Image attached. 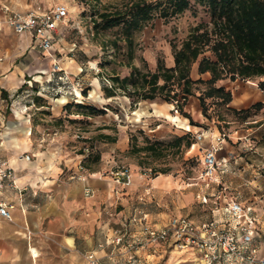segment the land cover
<instances>
[{
	"label": "crops",
	"instance_id": "obj_1",
	"mask_svg": "<svg viewBox=\"0 0 264 264\" xmlns=\"http://www.w3.org/2000/svg\"><path fill=\"white\" fill-rule=\"evenodd\" d=\"M57 3H49L48 0H0V158L6 159L14 169L18 185V189L0 192V197L13 204L9 208V219L0 216V264H84L83 255L87 251H94L102 264H120L128 253L124 247L111 243L114 230L125 228V240L140 236L141 224L131 221L137 210L147 213L146 223L160 226L166 222L170 208L183 209L196 207L198 203H211L205 219L186 215L201 225L211 220L226 219L223 209L231 199L251 207L257 215L258 233L254 240L261 252L264 249V169H261L264 168V144L253 149L255 158L251 156L248 162L246 154L233 156L237 150L242 151L241 142L236 148L225 138L223 148L216 154L218 168L215 176L210 181L202 179L178 189V180L172 174L165 172L148 176L131 164L127 166L131 172V183L124 188L114 183L112 172L122 167L117 164L115 153L129 148V137L124 129L116 135L115 141L102 143L103 148L99 150L101 160L89 167L84 166V180L71 178L70 174L80 172L77 165L86 153L76 152L55 138L43 145L34 142L32 117L18 106L24 98L23 93L33 95L35 89V94L46 103L35 107H50L52 112L49 116L55 118L65 111L64 103L60 98L53 99L48 93L39 91V88L51 83L50 71L54 61H59L61 67L71 74L69 78L82 70V63L72 53L66 57L59 56L55 50L56 40L48 53L42 51L30 33H17L6 23L4 7L27 12L36 6L46 8ZM65 26L58 30L62 38L67 35ZM172 64L173 58L167 66ZM84 72L81 77L87 85L102 91L101 81ZM192 73L194 78L209 77L207 72L197 73L196 63L191 67V76ZM258 81H264V75L251 80L226 77L219 79L217 84L231 92L229 106L240 109L255 102L264 103V89L258 87ZM115 97L118 96L105 98ZM189 97H192L196 113L201 117L198 99L194 95ZM142 101L149 102L143 108L160 110L162 117L179 122L182 134L199 132L200 126L191 125L188 120H180L168 112L173 104L161 98ZM262 126L264 123L256 124L253 130L252 127L248 129L256 131L254 137L259 139L264 135ZM209 130L213 134L219 132L217 128L210 127ZM246 130H234L228 138L237 142L247 134ZM209 141L206 136L200 142H194L187 151L201 149V159ZM223 174L235 176L234 182L228 183L235 190V196L229 200L224 198V201L220 199L223 198L220 187L227 184V180L221 179ZM86 188L90 192H86ZM135 254L144 264H202L192 246L176 248L171 243L155 244L137 247Z\"/></svg>",
	"mask_w": 264,
	"mask_h": 264
},
{
	"label": "rangeland",
	"instance_id": "obj_2",
	"mask_svg": "<svg viewBox=\"0 0 264 264\" xmlns=\"http://www.w3.org/2000/svg\"><path fill=\"white\" fill-rule=\"evenodd\" d=\"M128 1L130 0H48L49 3H65L70 14V20L64 27L67 35L63 38L59 37L56 39V53L64 57L72 53L74 54V58L80 60L82 63V70L73 74L70 78L72 83L75 81L80 83L74 89L77 95V101L71 100L92 104L95 107H103L105 108V113L98 116H82L80 114L63 111L53 118L49 116V113L52 112L50 107L42 106L36 108L34 103H32V95L30 92L28 94L24 92V98L18 106L23 111L29 112L32 117L34 126L33 139L36 144L43 145L52 138H55L76 152L83 150L85 153H88L92 150L100 153L99 150L103 148L102 143L104 141L98 138L97 134L99 133L119 135L122 129H124L127 131L128 137L131 134L135 135L136 143L139 145L143 144L144 136L149 137L151 140L168 141L177 135H182V126L179 122L167 120L157 115L152 108H143V105L149 102L140 100L132 109L130 108V99L128 97L123 96V94H118L117 98L108 100L104 97L102 91L95 89L94 86L87 85V82L81 77L85 71L84 73L89 72L90 75L96 77L99 81L107 83L106 79H108L110 74L117 73L120 76L128 74V48L125 42L122 39L118 40L120 44L119 49H114L110 42L115 35L117 27L98 31L93 28V21L97 18V13L103 10L121 8ZM200 20H208V15L205 9L198 5H193L191 9H187L181 14L166 20L160 17L154 18L145 27L134 33V57L131 63L143 68L141 60L143 59L146 62L147 69L152 71L155 69L157 57H161L163 58L164 64L166 66L169 65L170 59H172L170 42L178 43L184 37L188 28ZM192 74V77H195L194 73ZM68 75L71 74L68 73ZM50 92L48 95L54 99L56 95L51 90ZM206 106V114L208 116L203 115L201 108H199L201 117H198L195 102L192 97H188L184 110L190 114L195 123L199 124V131L209 129L210 127L217 128L219 132L225 133L226 140L234 146H238V143L241 142L240 149L242 151L239 152L240 150H237L233 153V156L236 157L246 154V160L248 162L251 161V156L254 159L255 152L253 149L258 144H264V135L257 139L254 137L256 131L252 130L256 124L264 123V106L253 112L246 120H240L227 113H223L224 119L217 120L218 107L210 99L206 100ZM139 109L144 112L139 114L137 116L138 118L135 119L136 112ZM70 110L76 111V108L72 107ZM168 112L172 115H177L180 120H188L174 108V105ZM197 119L200 122H197ZM158 124H160L159 127ZM240 129H247L245 131L247 134L242 136L237 142L232 140V138H228V134ZM262 133H264V130H262ZM193 136L192 134L190 138L194 143L196 141H194ZM191 145L189 147H182L179 150L169 148L166 152L167 154L161 157L142 152L131 154L126 150L120 153L116 152L115 158L119 166L135 165L139 172L152 169V174H159L161 173L160 170L165 169L167 173L177 178L179 183L178 189H182L188 183L203 179L200 176L201 167L199 158L201 157V149L197 148L188 152L187 150ZM101 156L102 153H100L99 160H101ZM221 179L227 180V184L225 183L227 186L223 185L220 187L223 196L220 199L223 201L224 198L229 200L235 196V190L228 183L229 181L233 183L235 176L231 175V177H227L226 174H223ZM209 205L211 203H198L196 207L191 206L183 209L170 208L167 214L169 216L184 214L189 217L195 215L198 219H202L203 217L205 219L210 212Z\"/></svg>",
	"mask_w": 264,
	"mask_h": 264
},
{
	"label": "trees",
	"instance_id": "obj_3",
	"mask_svg": "<svg viewBox=\"0 0 264 264\" xmlns=\"http://www.w3.org/2000/svg\"><path fill=\"white\" fill-rule=\"evenodd\" d=\"M193 5L203 7L208 20H200L191 25L178 43L170 42L173 58L171 66H166L161 57H157L155 69L152 71L147 69L143 59V68L131 63L134 57L133 36L136 31L156 17L166 20L191 9ZM113 27H117V30L110 42L114 49L120 48L118 40L125 42L128 48L129 72L123 76L110 74L108 83L101 81L104 97L123 94L130 99L132 109L140 100L161 98L173 103L174 108L187 118L191 125L199 124L184 110L190 95L196 96L201 112L206 117V100L210 99L218 107L217 120L224 119L223 113L246 120L264 106L262 102H255L246 108H233L229 106L231 92L217 84L219 79L226 77L235 80L264 75V0H130L121 8L97 13V18L93 21L95 30ZM194 63L199 75L207 72L209 77H192L191 67ZM257 85L264 89V81H258ZM35 92L34 89L32 103L35 106L46 105L45 100ZM2 94L5 95V92L2 91ZM72 107H75L76 111H71ZM63 109L82 116H98L105 113L103 107L72 100L64 103ZM191 135L187 131L168 141L151 140L144 136L143 144L139 145L135 135L131 134L127 151L131 154L142 152L161 157L167 154L169 148L179 150L189 147L193 143ZM97 136L101 141L116 140L115 134L99 133ZM79 152L85 153L83 150ZM99 159L100 153L91 150L83 157L81 164L89 167ZM160 172L165 173L166 170Z\"/></svg>",
	"mask_w": 264,
	"mask_h": 264
},
{
	"label": "built area",
	"instance_id": "obj_4",
	"mask_svg": "<svg viewBox=\"0 0 264 264\" xmlns=\"http://www.w3.org/2000/svg\"><path fill=\"white\" fill-rule=\"evenodd\" d=\"M4 10L6 23L17 33H30L35 44L46 53L49 52L52 43L60 37L59 28L67 25L70 20L69 10L63 2L46 8L36 6L27 12L11 10L8 7H4ZM50 75L51 83L40 87L39 91L51 93V90L56 95L54 99L60 98L63 103L68 101V97L77 101L74 89L80 83L70 81L67 71L61 67L59 61L53 62ZM106 81L108 83L107 79ZM27 84L30 85V82L27 81ZM206 136L210 141L200 159V176L210 181L218 168L216 154L223 148L225 133L213 134L209 129H203L195 133L193 138L194 141L200 142ZM25 157L28 159L29 155L26 154ZM77 168L80 172L71 173L70 177L84 180L85 168L81 162ZM144 173L152 175L150 169ZM112 175L114 183L122 188L131 183V172L127 166L118 168ZM16 179L14 169L6 159L0 158V192L18 189ZM85 190L90 192L89 188ZM11 206L12 202L0 197V216L9 219ZM223 210L227 215L224 220H211L197 225L186 215L175 214L169 216L160 226L146 223L147 213L137 210L131 221L141 224L140 236L125 240L126 229H115L111 243L127 250V258L120 264H144L135 254V249L163 243H171L176 248L192 246L202 264H264V249L260 252L259 245L254 240L258 233V217L251 207L243 205L237 199H231ZM83 258L84 264H102L94 251H87Z\"/></svg>",
	"mask_w": 264,
	"mask_h": 264
},
{
	"label": "bare ground",
	"instance_id": "obj_5",
	"mask_svg": "<svg viewBox=\"0 0 264 264\" xmlns=\"http://www.w3.org/2000/svg\"><path fill=\"white\" fill-rule=\"evenodd\" d=\"M144 111H141L140 109L136 112V117H135V119H137L138 117L137 116H139V114H142ZM155 112H156V114L157 115H160V116H162L161 114L163 113L162 111H160V110H155ZM167 115V114H166ZM165 115V116H166ZM139 120V119H138Z\"/></svg>",
	"mask_w": 264,
	"mask_h": 264
}]
</instances>
